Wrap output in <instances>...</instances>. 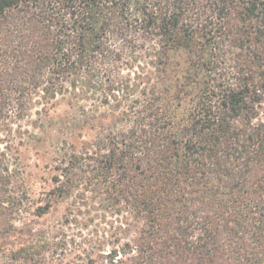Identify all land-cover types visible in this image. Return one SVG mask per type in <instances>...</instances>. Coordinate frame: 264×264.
<instances>
[{"label": "trees", "instance_id": "obj_1", "mask_svg": "<svg viewBox=\"0 0 264 264\" xmlns=\"http://www.w3.org/2000/svg\"><path fill=\"white\" fill-rule=\"evenodd\" d=\"M0 264H264V0H0Z\"/></svg>", "mask_w": 264, "mask_h": 264}, {"label": "rangeland", "instance_id": "obj_2", "mask_svg": "<svg viewBox=\"0 0 264 264\" xmlns=\"http://www.w3.org/2000/svg\"><path fill=\"white\" fill-rule=\"evenodd\" d=\"M65 109H67V107L64 104L58 107V110L60 111ZM35 151L36 150L31 146H22L19 148V157L12 159L10 162L13 163V166L18 162L23 171L22 173H15L16 181H14V187L19 190H25L29 197V201L40 203L44 194L54 186L51 177L55 171L49 167L50 165L45 163L48 157H40L39 154H35ZM67 206V201L55 205L49 215L45 217V222L55 223L62 217L61 215H63ZM107 219L112 218L108 217ZM41 220H43V218ZM94 223L98 225L99 229L103 227V223L98 224L97 220H95ZM91 227L92 229L95 228L93 225ZM65 231L68 235H74L77 239V226L70 225Z\"/></svg>", "mask_w": 264, "mask_h": 264}]
</instances>
